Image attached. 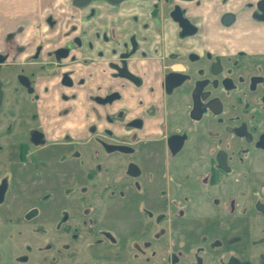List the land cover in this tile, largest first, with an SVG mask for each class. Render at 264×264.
<instances>
[{
	"label": "flooded vegetation",
	"instance_id": "af4514ba",
	"mask_svg": "<svg viewBox=\"0 0 264 264\" xmlns=\"http://www.w3.org/2000/svg\"><path fill=\"white\" fill-rule=\"evenodd\" d=\"M98 1L124 7L117 25L97 31L94 40L72 26L67 41L46 54L36 48L23 67L10 49V34L8 49L0 50V79L4 92L7 79L1 72L4 65L14 66L16 81L35 94V72L42 77L55 68L62 75L47 114L31 105L30 121L22 123L29 127L27 141L17 144L19 159L49 146L91 143L102 147L105 158L115 149L132 160L124 177L113 178L107 160L102 163L96 154L93 169L49 176L54 185L46 198L59 193L61 201L49 203L44 223L34 222L42 211L34 207L23 220L14 214L4 224L0 216V264H118V257L124 264H243L228 257L227 239L205 231V221L213 215L223 226L229 214H240L250 178L245 167L264 165V0ZM164 4L168 11L157 12ZM228 5L246 11L221 8ZM95 43L96 59L79 57ZM91 64V79L102 69L106 81L120 82L130 98L105 123L96 120L93 105L112 107L123 94L108 87L104 95L90 93L82 104L88 85L81 73ZM47 93L48 88L41 90L38 100ZM77 156L83 166L82 153ZM9 182H0V207L12 189ZM254 192L253 208L264 226V201ZM20 220L30 225L32 239L21 245L23 251L10 254L6 247H14ZM190 224L193 233L183 229ZM187 243L188 251L183 250Z\"/></svg>",
	"mask_w": 264,
	"mask_h": 264
},
{
	"label": "rangeland",
	"instance_id": "374dc122",
	"mask_svg": "<svg viewBox=\"0 0 264 264\" xmlns=\"http://www.w3.org/2000/svg\"><path fill=\"white\" fill-rule=\"evenodd\" d=\"M8 1L7 3L10 2ZM162 8H164L166 12L169 9L167 5L164 4V6L160 5L159 9L156 8V11L161 12ZM158 14L159 13L156 15ZM166 14L167 13H165V15ZM54 69L55 68H51V73L46 77H36L37 72L32 75L36 92L35 94L28 92L19 81H16V78H19V75L15 73L14 66L4 65L1 72V78H6L7 80L4 82V107L0 119V182L2 179H9L12 188L6 204L0 207V216L3 218L2 220L4 224L5 219L9 216H14V214L15 218L22 219L24 212L32 207L42 210L37 220L34 221L36 224L40 222L44 223L45 219H48L45 209L51 207L49 206V203L55 204L58 201H61L59 193L56 195L53 194L54 198L52 200L46 198L49 195L51 189L50 186L54 185L52 182H49V176L50 178L55 176V174H59V176H62V174L63 176H66L67 174L75 176L79 175L82 169L85 171L93 169V166L97 162L94 156V154H96L98 158L102 159V163L104 159L107 160L105 164L110 168V175H112L113 178L124 177L126 166L132 160V157L125 155L124 151H118L115 149H113L114 152L112 154H109L107 158H105L102 147L100 148V146L91 143L84 144L83 146L77 144L74 146H49L32 153L28 156L27 160L24 158H18V142L27 141L29 127L24 124L22 125V123L27 124L26 119L30 121L29 117L31 116V113L29 112L31 105L32 107L37 108V110L47 114L51 104L56 101L59 95L60 81L59 83L56 82L53 85H49L50 80H53L56 77L59 79L62 76L60 71L54 73ZM12 70H14V72H12ZM22 73L23 71L20 74ZM59 73L60 75L58 77ZM119 83L120 82L114 81L112 78H110L109 81H106L103 76H97L93 84L87 83L88 86L84 88L85 91L83 94L86 98L92 93L94 85L98 89L96 93L100 91L101 95H104L105 90L108 87H113L114 91L123 94V100L115 103L112 107L103 108L93 105L98 110L96 114L97 121L100 120L102 123H105L108 115H112L119 107L127 105V102L130 100L129 94L128 96L124 95L126 94L124 88L121 87L122 89H120ZM44 88H48V93L45 94L44 97H41V101H39L38 94L41 93V90ZM79 151L82 153L83 166L79 165L78 160H81V158H78L77 156V152ZM73 154L74 156H72ZM64 155L67 157L63 160L62 157ZM62 160L64 161L63 164H59ZM245 168L250 170V178L245 179L244 194L246 195L240 197L239 211H241L243 215L241 213L237 214L238 216L236 214H229L227 216V221L224 222L225 225L223 226H217L219 219L212 215L213 217L211 216L210 220L205 221L207 225L205 231L209 230L208 232L212 235V238L222 237L223 240H228V244L225 246L228 257L235 256L242 261L243 264H264V226L259 216L255 213L252 204V202L255 201H253L254 193H256L254 191H257L264 201V165H261L260 167L249 165V167ZM258 169L260 172L258 173V177H256L253 174V171ZM57 186L62 187L64 186V183ZM19 188L20 190H18ZM24 195L26 196V200L23 199V197H25ZM249 198H251L252 201H249V203L244 206L243 201ZM22 220H20V225H17L14 230L15 238H13L12 242L14 247H6L10 254L12 252L20 253V251H23L21 245L32 239V235L29 232L30 225L24 224ZM0 224L2 225V222H0ZM186 228H189L188 230L193 233L195 226L190 224L183 229ZM6 233V230L1 233L2 239L5 237L4 235H6ZM41 238L42 237L36 239L37 242L41 241ZM4 240L6 242V238ZM193 240L194 242L199 243V239L195 235H193ZM216 243L217 242L215 241L211 244L213 252H216L217 250ZM173 248L177 249L178 245L173 246ZM12 249H14V251ZM183 250H189L188 243L186 247H183ZM40 258L41 257L37 255L36 259L35 256H33L32 259L37 261ZM117 261L118 264H124L125 259L118 257ZM75 264H78V262L76 261Z\"/></svg>",
	"mask_w": 264,
	"mask_h": 264
},
{
	"label": "crops",
	"instance_id": "0c3cea01",
	"mask_svg": "<svg viewBox=\"0 0 264 264\" xmlns=\"http://www.w3.org/2000/svg\"><path fill=\"white\" fill-rule=\"evenodd\" d=\"M7 1L0 0V50L8 49L7 37L14 34V42L10 49L13 47V50H16L15 59L20 67L27 66L26 62L34 55L36 48L43 47L46 54L61 46L68 40L65 33L72 26L79 31H84L86 40H94L97 31H103L118 24V14L120 16L124 9V7L113 8L108 3L98 0L84 7L74 5V0H9V3ZM221 8L237 14L246 11L243 5H228ZM222 42L229 44L230 41ZM98 48L97 43L92 48L84 47L79 57L96 59ZM76 64L77 62L74 65ZM95 68L99 69V67ZM87 69H84L81 74L87 79L88 84H93L96 75L91 79L89 73L94 71V65L91 64V67ZM47 75L48 73H44L45 77ZM97 75L105 76V73H102L100 69ZM56 82L57 77L50 80L49 85ZM97 90L94 85L92 93ZM86 99L82 94L80 97L82 104L88 103ZM117 131L119 133L120 130Z\"/></svg>",
	"mask_w": 264,
	"mask_h": 264
},
{
	"label": "water",
	"instance_id": "95a60500",
	"mask_svg": "<svg viewBox=\"0 0 264 264\" xmlns=\"http://www.w3.org/2000/svg\"><path fill=\"white\" fill-rule=\"evenodd\" d=\"M91 0H75V4L77 6H85L87 5ZM110 1H113V2H119L121 0H110ZM193 33V32H191ZM3 97H4V92H3V88H2V82H1V79H0V108L2 106V103H3Z\"/></svg>",
	"mask_w": 264,
	"mask_h": 264
}]
</instances>
